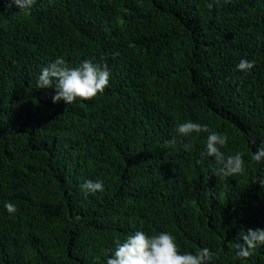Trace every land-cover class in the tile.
<instances>
[{"label":"trees","instance_id":"trees-1","mask_svg":"<svg viewBox=\"0 0 264 264\" xmlns=\"http://www.w3.org/2000/svg\"><path fill=\"white\" fill-rule=\"evenodd\" d=\"M0 0V264H105L137 229L171 232L181 251L208 247L211 264H245L240 232L264 228V0H35L31 14ZM63 57L106 64L110 87L54 104L38 89ZM241 58L254 60L237 71ZM227 132L243 174L198 163L206 134ZM101 179L103 193L80 185ZM12 201L15 214L3 204ZM247 264H264V246Z\"/></svg>","mask_w":264,"mask_h":264},{"label":"clouds","instance_id":"clouds-1","mask_svg":"<svg viewBox=\"0 0 264 264\" xmlns=\"http://www.w3.org/2000/svg\"><path fill=\"white\" fill-rule=\"evenodd\" d=\"M35 0H10L6 8H18L19 12L30 15ZM255 66L254 60L241 58L235 66L237 71L250 72ZM111 71L106 64L94 59H83L78 66H71L63 57H57L40 69L36 86L38 89H54L52 96L54 104L63 101L66 105L81 101H91L98 95H103L110 87ZM182 138H199L206 134L203 150L198 163L211 158L215 168L213 175L221 178L243 174L246 169L245 153L235 151L228 154L229 144L227 132L211 130L209 125L199 121L186 120L175 128ZM255 150L250 159L256 165L264 168V140L260 143L252 141ZM264 186V177L258 182ZM85 197L103 193L104 182L101 179H87L80 185ZM4 210L8 214H15L17 206L12 201H5ZM240 241L235 244L236 256L247 264V258L253 256L254 251L264 246V228H249L241 231ZM114 250L106 258L105 264H211L217 253L208 247L196 251H181L176 237L169 231H160L152 235L137 229L125 236L121 241L114 239Z\"/></svg>","mask_w":264,"mask_h":264}]
</instances>
